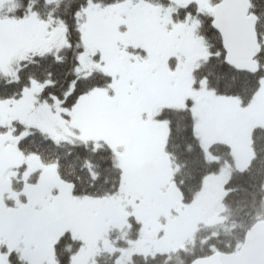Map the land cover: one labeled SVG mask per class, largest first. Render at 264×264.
<instances>
[{
	"label": "snow or ice",
	"instance_id": "snow-or-ice-1",
	"mask_svg": "<svg viewBox=\"0 0 264 264\" xmlns=\"http://www.w3.org/2000/svg\"><path fill=\"white\" fill-rule=\"evenodd\" d=\"M261 21L264 0H72L47 15L36 0H0V264H85L112 219L143 227L170 195L165 117L187 114L193 140L234 147L264 118ZM69 140L70 173L35 146ZM255 155L238 160L242 175ZM172 190L177 215L195 206ZM69 234L80 252L58 259ZM203 259L264 264V219Z\"/></svg>",
	"mask_w": 264,
	"mask_h": 264
},
{
	"label": "trees",
	"instance_id": "trees-1",
	"mask_svg": "<svg viewBox=\"0 0 264 264\" xmlns=\"http://www.w3.org/2000/svg\"><path fill=\"white\" fill-rule=\"evenodd\" d=\"M36 2L41 13L47 15L54 8L58 13H63L66 6L71 5L72 0H59V5L56 0H51V3L46 4L41 3V0H36ZM4 79L6 77L0 74V80ZM7 79L11 78L8 76ZM165 119L169 123L167 155L176 166L172 181L174 180L175 187L183 192L184 200L192 201L201 189L204 175L206 173L216 174L224 162H231L230 148L222 143L211 144L209 152L220 160H207L200 142L192 139L191 121L187 114L181 113L175 122L171 117H165ZM35 146L46 158L64 155L66 172L70 173L72 166L76 164L75 157L71 155L75 151V146L71 141H64L55 146L43 143ZM250 147L252 155L256 153L255 162L243 175L239 170H233L225 183L226 193L222 199L223 225L218 223L212 226H200L194 232L192 241L184 248L170 253L147 256L134 254L125 264H189L196 258L205 257L214 248L230 250L238 240L243 239L250 225L259 219H264V127L252 129ZM129 222V235L136 239L138 236L137 223L133 218H129ZM232 225H236L234 229ZM235 228L240 232L238 233ZM78 247L79 243L69 234L60 243L57 258L75 253ZM116 257L117 254H103L95 260V264H115Z\"/></svg>",
	"mask_w": 264,
	"mask_h": 264
},
{
	"label": "rangeland",
	"instance_id": "rangeland-1",
	"mask_svg": "<svg viewBox=\"0 0 264 264\" xmlns=\"http://www.w3.org/2000/svg\"><path fill=\"white\" fill-rule=\"evenodd\" d=\"M261 30L264 29V21H261ZM11 78L12 69L9 68ZM2 74V73H0ZM3 75V74H2ZM182 101L176 104V109L182 107ZM264 127V118L253 117L240 129L239 140L234 147L230 148L231 162H224L218 173L212 174L207 182H202L201 189L196 194L195 206L184 207L177 215V209L182 206L179 204L180 194L172 189L176 188L172 183V175L176 166L172 167L168 176L169 187L165 192L170 193L166 199L155 203L148 222L142 227L135 216L124 215L112 219L102 231H99L86 245L85 264H95V260L103 254H117L115 264H125L134 254L144 256L157 253H170L192 241L194 232L200 226L216 225L224 223V206L222 199L226 193L225 183L233 170H239L238 160L247 161L252 156L250 147V133L253 128ZM168 132V129H167ZM71 141V140H69ZM217 141L215 137H205L200 142L207 160L216 161L219 158L209 152V146ZM220 143V142H215ZM223 144V143H222ZM229 146L228 144H225ZM220 160V159H219ZM130 204V201L127 202ZM135 212L136 208L132 207ZM129 218H133L137 226L138 236L136 239L130 237ZM236 225L231 227L234 229ZM229 229V228H227ZM235 230L240 232L239 229ZM71 238L79 243L75 253L81 249V241L78 236ZM191 235V236H190Z\"/></svg>",
	"mask_w": 264,
	"mask_h": 264
},
{
	"label": "water",
	"instance_id": "water-1",
	"mask_svg": "<svg viewBox=\"0 0 264 264\" xmlns=\"http://www.w3.org/2000/svg\"><path fill=\"white\" fill-rule=\"evenodd\" d=\"M245 236V235H244ZM189 264H204V259L203 257L201 258H196L195 260H193L192 262H190Z\"/></svg>",
	"mask_w": 264,
	"mask_h": 264
}]
</instances>
